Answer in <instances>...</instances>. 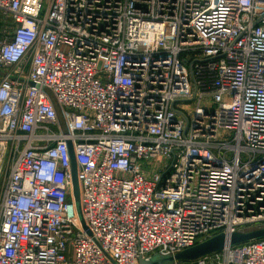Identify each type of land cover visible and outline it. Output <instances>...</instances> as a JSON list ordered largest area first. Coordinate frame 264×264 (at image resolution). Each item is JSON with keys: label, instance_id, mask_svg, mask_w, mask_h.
I'll return each instance as SVG.
<instances>
[{"label": "built area", "instance_id": "obj_1", "mask_svg": "<svg viewBox=\"0 0 264 264\" xmlns=\"http://www.w3.org/2000/svg\"><path fill=\"white\" fill-rule=\"evenodd\" d=\"M0 16V264H139L264 225V0ZM185 264H264V239Z\"/></svg>", "mask_w": 264, "mask_h": 264}, {"label": "water", "instance_id": "obj_2", "mask_svg": "<svg viewBox=\"0 0 264 264\" xmlns=\"http://www.w3.org/2000/svg\"><path fill=\"white\" fill-rule=\"evenodd\" d=\"M71 163H72V184H73V194L75 202L77 205L78 213L82 224L84 220L80 210V190L79 182L77 178V163L74 157L72 148L70 147ZM88 231V230H87ZM90 234V232L88 231ZM264 239V225L247 227L245 229L235 231L230 235L221 233L203 241L196 246L184 250L182 252L176 253L174 255H160V257H151L149 259H141L139 264H168V263H183L187 261H195L204 256L221 251L225 246H237L246 244L249 242Z\"/></svg>", "mask_w": 264, "mask_h": 264}, {"label": "crops", "instance_id": "obj_3", "mask_svg": "<svg viewBox=\"0 0 264 264\" xmlns=\"http://www.w3.org/2000/svg\"><path fill=\"white\" fill-rule=\"evenodd\" d=\"M6 22H8V21H6V20H4L1 16H0V30H1V28L6 24ZM9 23V22H8ZM0 38H1V36H0ZM1 70H0V77H1Z\"/></svg>", "mask_w": 264, "mask_h": 264}, {"label": "rangeland", "instance_id": "obj_4", "mask_svg": "<svg viewBox=\"0 0 264 264\" xmlns=\"http://www.w3.org/2000/svg\"><path fill=\"white\" fill-rule=\"evenodd\" d=\"M1 185H2V184H1V182H0V190H1ZM152 257H157V258H158V257H160V255H159V254H153ZM189 262H191V261H187V262H184V263H182V264L189 263ZM168 264H175V263H168Z\"/></svg>", "mask_w": 264, "mask_h": 264}]
</instances>
